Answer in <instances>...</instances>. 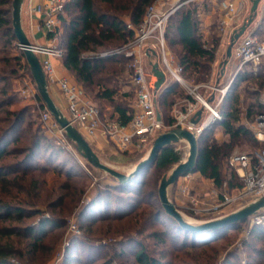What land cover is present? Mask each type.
<instances>
[{"label":"trees","instance_id":"16d2710c","mask_svg":"<svg viewBox=\"0 0 264 264\" xmlns=\"http://www.w3.org/2000/svg\"><path fill=\"white\" fill-rule=\"evenodd\" d=\"M152 1L65 0L64 12L60 15L62 31L58 29V38L60 37L59 46L63 49L62 60L65 67L74 74L77 83L83 89L95 91L94 98L100 103L101 116L105 118L104 115H107L105 105L101 104L109 102L112 110L108 112V116L123 125L132 117L129 98L133 94L131 87L133 72L130 65L129 68L127 67L132 60L124 53H113V51L127 44L134 37V31L128 28L122 13L128 12L130 21L138 25ZM100 4L109 5V9L103 10ZM262 31L259 30L261 33ZM165 34L169 43L177 46L178 58L187 73L186 76L190 79L195 77L197 81L209 79L218 38L213 37L209 45H206L199 32L197 6L184 5L178 8L169 17ZM13 40H17L13 26V0H0V43L9 46ZM105 52L108 54H104ZM23 57L4 56L0 61L6 64L12 63L10 72L16 73L15 65L22 63ZM26 66L29 68L28 65ZM3 71L6 69L4 68ZM125 71H129L128 74L125 75ZM248 76L242 72L237 77L245 80ZM6 79V76H0V82H5ZM9 88L10 84H3L0 87V95L3 97L0 99V111L3 113L0 117V264H39L35 260V254L45 246L43 237L46 234V227L64 224L71 210L79 203L84 190L72 185L73 173L67 170L66 183L61 185V189L66 192L58 194L53 200H47L45 204L42 203L41 190L42 186L46 185L44 175L53 170L49 168L47 162L54 163L57 160L59 147L51 142L40 126H34L33 120H28L22 128L27 107H22L18 111L3 108L13 100V96L8 92ZM184 93L185 89L182 86L172 82L160 94L159 106L167 125L174 122V118L167 114L174 99ZM37 99L42 101L41 107H45L40 94ZM224 109L223 105V117L216 124L225 129L228 137L222 142L216 139L210 140L209 133L216 125L214 124L206 128L198 139L200 149L196 171L205 178L213 179L218 187L224 183L223 162L234 147L241 144L240 138L246 137L249 132L243 127L235 126L233 121L238 118L237 108L231 111ZM175 144L162 149L155 162L139 175L134 176L131 181L121 183L114 177L115 184L108 186L106 192L101 191L98 198L83 206L81 217H88L90 220L108 218L120 220L127 216L134 217L143 212L142 210L134 212V203H144L148 196L157 197L162 205L159 187L147 190L148 182L156 175L161 183L163 176L181 160V151L175 148ZM38 156L44 161L39 162ZM151 167L153 168L151 176L146 178V173ZM53 171L62 172L58 168ZM39 175H43L42 178H39ZM229 186L237 187L239 184L236 185L233 178H230ZM114 190L129 194H115V202L113 200L114 204H112V199L108 197ZM48 209L51 211L59 209L60 213L50 214ZM163 216L170 220V227L155 232L156 238L165 246L177 245L180 249L199 247V252H204L213 243L225 239L223 232L225 228L233 227L238 230L246 221H233L221 227L194 231L183 227L166 212L163 205L149 215L148 219L160 221ZM253 226L252 236L256 234L255 231L262 230V233L259 232L256 237H263L264 228H261L263 225ZM226 235H231V232ZM138 237L128 235L118 241V245H126L127 248L122 246L123 248L116 252V256L124 255L131 247L129 244L138 242V248L131 251L137 264H172V259L164 261L152 255ZM174 240H177L176 244ZM250 249L253 254L251 252L247 254L246 262L239 260L238 249H235L229 251L220 264H255L254 258L264 260V249L256 248L251 241H246L243 244V251L246 253ZM185 254L189 256V253L185 252ZM112 255L109 256L113 257ZM68 258L67 256L66 264L69 263ZM183 259L184 256H177V261L182 262Z\"/></svg>","mask_w":264,"mask_h":264},{"label":"rangeland","instance_id":"374dc122","mask_svg":"<svg viewBox=\"0 0 264 264\" xmlns=\"http://www.w3.org/2000/svg\"><path fill=\"white\" fill-rule=\"evenodd\" d=\"M181 1L182 0H153L150 5H155L160 9H167L175 4H178ZM206 1L207 0H197L196 2H189L185 5L193 6L195 4L204 3ZM99 6L103 10L109 9V5L107 4H100ZM247 8H249V5ZM250 9H247V12L249 14ZM122 14L123 18L127 21V24L131 23L136 27L140 24L139 23L138 25H134L130 21L128 12L124 11ZM60 23V25L62 26V22ZM208 38L209 39L206 41V43L210 41V36ZM59 41L60 37L58 39V42ZM166 41L169 51L174 55L175 58L177 57V59L179 60L177 46H172L169 43L167 37ZM13 55L23 56L22 50L18 45V41L13 40V42L9 46H4L3 42H1L0 60L4 56L11 57ZM145 59L146 58H143V62L146 66L147 71L150 72L152 70V64L150 65L148 60L146 59V62ZM225 59L226 48H216L215 58L212 62V70L209 79L205 81H197L195 77L190 79L186 76L187 73H185V71H183V76L187 79L189 84L192 85L202 83L214 85L215 83H217L216 79L218 77H221V70L223 68L222 64ZM230 62L231 63L229 70L232 71L233 62L232 60ZM131 63L132 61L130 62V64ZM130 64L127 65L128 68ZM26 65H28L27 61L25 57H23L22 63L15 65L16 73H11L10 70L12 68V63L6 64L4 61H0V76L4 75L7 78L5 82H0V87L3 86V84H10L8 92L13 96V100L6 107H3L4 109L11 108L18 111L22 107H27V111L25 114L26 119L22 125V128H24V126L28 123V120H33V122H35L34 126H40L43 129L44 133L50 138L51 142H53L55 146L59 147L58 154L56 155V158L58 157L57 160L55 159L56 161L54 163L47 162V164L50 169L54 170L55 168H58L61 169L62 172L58 173L57 171L54 172L53 170H51L44 175L46 177V185L42 186L40 200L42 199V203L45 204L47 200H53L54 198H56V196H58V194H64L66 192V190L61 189V185L66 183L65 174L67 170L72 171L73 173L71 180L72 185L75 188H82L84 190L79 203L71 210V213L67 216L66 222L64 224L57 225L56 227L52 225L46 227V234L43 237L45 246L44 248H42V250L35 254L36 262H39V264H66L65 261L68 256V264H137L132 253V249L138 248V242L129 244L131 247L124 255H120L118 257L116 256V252H119V250H121L124 246V248H127L126 245H118L117 242L124 239L128 235L139 236L138 239L140 240V242L143 243L144 247L147 248L152 255L157 258H161L164 261H170L172 259V264H220L221 261H223V259L226 257L227 253L235 249H238L239 260L246 262V257L248 256L247 254L251 252V249L246 253L245 251H243V244L246 241H251L256 248L264 249V236L256 237L258 234L262 233V230L255 231L256 234L252 236L254 226L248 225V223H243L241 225V228H239L238 230L234 229L233 227L225 228L223 231L225 233L224 236H226L225 239L218 243H213V245L211 247H207L204 252H199V247H188L186 249H180L177 247V245L165 246L159 241L158 238H156L155 232L158 233L160 232V230H164L165 228L170 227V220L164 216L160 219V221L148 219L149 215H152V213L158 210V208H162V205L158 202L157 197L151 198L148 196L145 199L144 203L135 202L134 212H139L140 210H142L143 212L134 217L127 216L121 218L120 220L114 218L93 220L88 219V217L82 218L81 211L83 206L86 205V202L88 200L91 201L95 198H98L97 196H99V193L101 191L106 192L107 187L115 184L116 180L110 174L93 166L90 162L84 159L78 153L73 141H65L62 144H57V140L61 135H59L60 133L58 131L50 130L46 126V123L43 122L42 112L46 107H41L42 101L37 99L39 92L32 77L31 71ZM4 68L6 69V71H3ZM128 72L129 71H125V75L128 74ZM245 73L249 75L248 78L243 80L242 78L237 77L234 82H232L223 103L219 106V111L221 112V114L223 105L225 111H231L232 109L237 108L238 118L233 121L235 126L243 127L249 131L246 137L240 138L241 144H237L230 155L234 153L250 152L263 147V144L255 138L253 125L256 122L258 114L264 112V59L263 63L260 65L257 75L251 74L248 70H246ZM240 74L241 73H239L238 76H240ZM231 75L232 72L228 73L227 78L224 79L225 83L228 81V78L230 79ZM219 82L220 81H218V83ZM131 87L133 89V94L132 96H130L129 101L131 102V105H133L136 100V92L135 86L133 85ZM85 90L87 92L85 93L88 95L93 104L99 108L100 103L94 98L95 91H90L87 88ZM201 93L207 96L209 95V91H207L206 88H202ZM185 96L189 97L191 100H194V97L189 95L186 89L184 94H181L179 97L174 99V102L176 100L178 101V99H184ZM2 98V95H0V99ZM103 103L101 105H105L106 114L109 115L108 112L112 110V106L109 104V102ZM167 114L171 116V109ZM1 116H3L2 111H0V117ZM219 121L220 120L211 122L210 125L207 126V128L213 126ZM166 130H168V128H164L161 132H164ZM209 134V137H211L210 140L216 139L218 142H222L228 137L225 129L222 126L219 127L218 124H216L214 128L211 129ZM157 136L158 134H156L150 140L149 144L143 152L122 151L111 140H108L107 148L105 150L98 148L97 150H95V152L103 163L121 172L127 173L132 168H134V166L143 156H145L149 152L152 147L153 141ZM70 145H73L74 147L72 148L70 147ZM175 148L177 150H180L182 154L181 160L177 163L179 164L180 162L187 159L189 155V148L187 147V142L184 140L176 143ZM229 156L223 162L224 183L222 186H216L213 180L207 178H198L193 180V178L188 177V175L180 176L176 184L169 186V198L186 218L192 219L194 221H204L212 218L211 215H196L191 210L193 205L190 203V192H195V189L199 188L200 186H203V188L207 187L211 191L212 196L209 195L208 198V200L211 201L213 197L217 198L221 196V194L230 192L236 187L229 186L230 178H233V181L236 185H242V181L240 176L238 175V172L235 168H232L228 164ZM37 160L39 162L44 161L41 160L40 156H38ZM177 164H175L167 174H169ZM152 171L153 168L151 167L146 173V178L151 176ZM39 176V178H42L43 175ZM193 181L194 183H196V186H191ZM183 184L189 185V194L181 191V185ZM159 185V178H157V176L155 175L152 177L150 182H148L147 190L158 188ZM203 192L205 191H202L200 193L201 196L205 194ZM118 193L129 194L128 192L114 190L109 194L108 198L112 199L113 202L116 196L115 194ZM114 202L112 204H114ZM239 206L240 205H232L223 213L230 214L238 209H241L239 208ZM56 210L57 211H51L50 209H48V213L59 214L60 210ZM261 228H264V226H261ZM139 231L144 232L139 233ZM230 232L231 235H226ZM166 252H169V254L165 255L164 253ZM185 252L189 253V256H186ZM111 254H113V257L109 256ZM251 254H253V252H251ZM177 256H184L183 261H177ZM254 263L264 264V260H256L254 258Z\"/></svg>","mask_w":264,"mask_h":264},{"label":"built area","instance_id":"2783aa9c","mask_svg":"<svg viewBox=\"0 0 264 264\" xmlns=\"http://www.w3.org/2000/svg\"><path fill=\"white\" fill-rule=\"evenodd\" d=\"M196 1L182 0L167 9L150 5L146 10L144 19L137 27L131 23L128 24V28L134 31V37L127 44L113 51V53H124L126 57L132 60L130 66L133 71L132 82L135 86L136 105L131 120L125 125L114 119L103 118L99 108L93 104L81 85L71 84L67 78L56 77L52 58L62 59L63 57V49L58 42V29L61 22L60 15L64 12L65 0H49L45 5L33 7L34 11L43 15L44 26L51 34V43L47 45L34 44L33 50L41 61L48 83L58 82L68 103V119L83 133L87 140L96 137L97 131L102 128V134L122 151L143 152L150 140L166 128L159 109V90L155 87L158 79L152 70L147 71L143 62V57L153 52L156 56L154 62L159 63L166 74V78L171 77L180 82L187 89L188 94L194 97V100L189 97L178 99L173 113L175 121L168 129L186 128L198 139L211 122L222 119L219 106L239 73L248 70L253 75L258 74L264 59V31L261 33L259 30H263L264 26L250 29L253 20L247 25L244 32L233 40L235 33L240 30L244 23L248 22L251 9L244 22L240 25L236 24L240 16L249 9L247 7L252 0H225L224 18L221 21L222 31L226 32L229 29L228 48L230 45L232 47L230 56L227 55L228 48L226 50L227 58L222 64L221 73L225 72L226 64L233 59L232 75L226 83L219 82L214 85L202 83L192 86L185 81L182 77L183 65L176 61L167 46L166 25L169 17L178 8ZM257 14L258 10L254 19ZM104 54H108V52ZM202 88L209 91L208 96L201 93ZM199 111L200 115L197 114ZM42 120L50 130L58 131L59 135L62 136H59L57 144L71 141L47 108L42 112ZM253 129L255 138L263 144V147L250 152L231 154L228 159V164L238 172L242 185L213 198L211 201L204 195L190 192V203L193 205L191 210L196 215H211V219L221 218L226 215L223 212L232 205H240L239 208H243L264 197V112L258 114ZM70 147L73 148L74 146L70 145ZM187 147L189 148L188 143ZM181 186V191L188 193L189 185L183 184ZM244 223L252 226H264V208L250 216Z\"/></svg>","mask_w":264,"mask_h":264},{"label":"water","instance_id":"95a60500","mask_svg":"<svg viewBox=\"0 0 264 264\" xmlns=\"http://www.w3.org/2000/svg\"><path fill=\"white\" fill-rule=\"evenodd\" d=\"M25 0H13V26L14 32L17 37L18 45L22 50V54L25 57L27 64L30 68L32 77L37 86L40 97L43 100L45 107L51 112L52 116L59 124V126L65 131L66 136L75 143L78 153L90 162L93 166L105 171L106 173L117 178L121 183H127L133 179L134 176L139 175L143 170H146L151 166L158 157V154L162 149L170 146L173 143L180 141H187L189 145V155L187 159L177 164L169 174L163 176L159 186V196L161 203L166 212L175 218L183 227L194 231H204L217 227L224 226L227 223L233 221H245L250 216L256 214L260 209L264 208V197L249 203L241 209H238L230 214H226L221 218L210 219L204 221H194L186 218L172 202L168 195V188L170 185L175 184L180 176L186 175L189 172L196 171L197 162L199 157V142L198 138L186 128H171L158 134L154 139L153 144L149 152L143 156L137 164L129 172H121L105 163H103L95 150L92 148L89 141L85 138L83 133L71 123L67 115L56 104L55 100L51 96L49 91V83L46 73L41 64L38 55L33 50L34 43L28 38L23 25H22V7ZM260 0H252L251 15L247 23H244L240 30L235 33L233 40L238 38L241 33L247 28L257 13ZM231 45L227 50V55H231ZM152 72L157 77L155 87L157 90H161L163 87L170 86L171 83L167 82L166 74L161 69L158 62L152 63ZM200 115V111L197 113ZM195 121V120H194ZM89 200L86 202V205Z\"/></svg>","mask_w":264,"mask_h":264},{"label":"crops","instance_id":"0c3cea01","mask_svg":"<svg viewBox=\"0 0 264 264\" xmlns=\"http://www.w3.org/2000/svg\"><path fill=\"white\" fill-rule=\"evenodd\" d=\"M48 2H49V0H25L23 3L22 25H23V28H24L28 38L34 44H45V45H47V44L51 43L50 33L47 30V28L44 26V23H43V21H44L43 15L40 12H36L33 10V7H36L37 5H45ZM225 2H226L225 0H207L204 3L195 4V6H197V13H198V18H199V32L202 35V37H204L203 39L205 41H207L209 39L208 37L210 36V41H211V39L213 37H216V38H218L217 48L220 49V47H225L227 50L228 42H229V35H228L229 29H227L226 32H223L222 31V23H221L222 19L224 18ZM251 6H252V2L250 1L249 2V9L251 8ZM247 16H249L248 12L241 15L240 18L237 20L236 24L237 25L242 24ZM263 19H264V0H261L259 2V5H258V14H257L256 18L254 19V21L251 23L250 29H255L258 26H264V20ZM258 30H259V28H258ZM59 31L60 32L62 31L61 25H59ZM263 31H264V27H263ZM209 42L206 43V45H209ZM143 58H146L148 60V62L150 63V65L156 60V56H155L154 52L147 55L146 57H143ZM147 60H146V62H147ZM52 61L54 64L55 73H56L57 78H67L71 84H78L76 79H75L74 74L69 69H67L65 67L62 59L54 57V58H52ZM176 61L180 63V61L177 59V57H176ZM223 62H225V60ZM230 63L231 62L229 61L226 64L225 72L221 74V77H218L216 79L217 83H218V81H220V83H223L224 79L227 78L228 73L233 72V69H232V71L229 70ZM220 67H221V65H220ZM182 77L189 84V82L183 76V74H182ZM167 82L168 83L177 82L180 86H182L186 90V88L180 82L172 79L171 77H168ZM133 85L134 84L131 81V86H133ZM190 85H192V84H190ZM167 87H163V88H161V90H159V96ZM49 91L51 93V96L55 100L56 104L67 115L68 114V109H67L68 103H67L66 98L63 96L57 81L49 83ZM159 96H158V103H159ZM185 98H186V96H185ZM176 103H177V100L174 102V104L171 107V113H172L171 117L174 118V121H175V116L173 113L175 110V104ZM135 105H136V100H135V103L133 105H131L132 113L135 109ZM159 109H160L161 116L164 120V124H165L166 128H169L172 124L171 125L166 124L165 117L161 111L160 106H159ZM104 116H105V119H111L108 115H104ZM219 127H221V126L219 125ZM101 131H102V128H99V130L97 131L96 137H94L93 139H88L89 143L91 144V146L94 150H97L98 148L105 150L107 148L108 139L106 136H104L102 134ZM187 175H188V177H192L193 180L198 179V178L205 179V177H203L199 171L189 172ZM207 179H210V178H207ZM210 180H213V179H210ZM191 186H196V183H194V181H193ZM202 191H205V192H203L206 194V195L204 194V196L209 198V195H211V191L207 187L203 188V186L202 187L200 186L199 188L195 189V192H193V193L200 194Z\"/></svg>","mask_w":264,"mask_h":264}]
</instances>
